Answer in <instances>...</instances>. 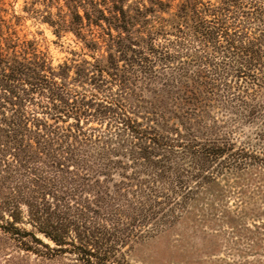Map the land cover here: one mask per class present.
Wrapping results in <instances>:
<instances>
[{
	"label": "trees",
	"instance_id": "obj_1",
	"mask_svg": "<svg viewBox=\"0 0 264 264\" xmlns=\"http://www.w3.org/2000/svg\"><path fill=\"white\" fill-rule=\"evenodd\" d=\"M175 2L44 0L43 23L88 52L57 67L34 41L4 38L0 18V231L26 251L129 264V248L176 222L234 147L208 119L218 92L224 109L258 113L264 0Z\"/></svg>",
	"mask_w": 264,
	"mask_h": 264
},
{
	"label": "rangeland",
	"instance_id": "obj_2",
	"mask_svg": "<svg viewBox=\"0 0 264 264\" xmlns=\"http://www.w3.org/2000/svg\"><path fill=\"white\" fill-rule=\"evenodd\" d=\"M180 1L176 0L175 4ZM203 1L216 3L217 0ZM44 10V0H0L4 38L9 36L6 32H15L12 37L19 38L20 43L34 41L54 67L65 62L71 64L78 55L88 54L72 33L55 35L53 28L43 23ZM5 45L2 42V47ZM84 58L91 60L89 55ZM227 81L233 82L231 76ZM211 82L210 78L206 79V83ZM153 88L150 86L148 90ZM212 90L208 85L210 96ZM221 91L217 101L210 102L214 108L208 119L218 121L219 134L229 133L234 147L218 167L217 179L204 187L176 222L130 247L129 264H264V91L249 103L258 111L254 119L245 118L248 111L236 102L224 109L228 92ZM144 96L150 98L151 93L144 90ZM87 127L96 129L98 135L106 130L107 123L92 121ZM231 154L236 162L227 165ZM24 216L27 217L26 212ZM21 227L32 230L27 223ZM39 238L54 247L43 236ZM20 246L11 235L0 231V264L75 263L69 255L43 257V251L47 250L42 246H36V251H26Z\"/></svg>",
	"mask_w": 264,
	"mask_h": 264
}]
</instances>
